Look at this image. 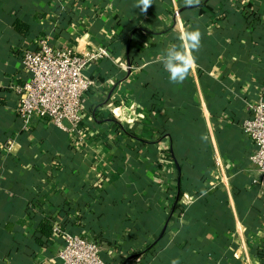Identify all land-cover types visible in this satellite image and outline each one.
Instances as JSON below:
<instances>
[{
    "label": "crops",
    "instance_id": "crops-1",
    "mask_svg": "<svg viewBox=\"0 0 264 264\" xmlns=\"http://www.w3.org/2000/svg\"><path fill=\"white\" fill-rule=\"evenodd\" d=\"M0 0V264H62L54 227L106 264H264V192L243 130L264 102V0ZM191 24L196 63L169 82L163 50ZM17 27V28H16ZM105 47L85 76L82 121L24 128L23 55ZM12 141L9 149L8 142ZM47 221L49 238L37 230Z\"/></svg>",
    "mask_w": 264,
    "mask_h": 264
},
{
    "label": "built area",
    "instance_id": "built-area-1",
    "mask_svg": "<svg viewBox=\"0 0 264 264\" xmlns=\"http://www.w3.org/2000/svg\"><path fill=\"white\" fill-rule=\"evenodd\" d=\"M109 56V50L100 47L88 54H78L70 48L56 49L48 37L38 42L34 51L23 55V65L31 77L22 84H14L19 97L17 114L27 129L33 118L52 121L66 129V124L77 128L82 121L84 95L93 86L85 70L96 61ZM252 114L243 123V130L256 146L250 161L257 167L258 177L253 184L264 192V102L251 106ZM12 141L8 142L9 149ZM55 234L63 239L59 252L62 264H106L101 247L84 234H75L54 227Z\"/></svg>",
    "mask_w": 264,
    "mask_h": 264
},
{
    "label": "clouds",
    "instance_id": "clouds-1",
    "mask_svg": "<svg viewBox=\"0 0 264 264\" xmlns=\"http://www.w3.org/2000/svg\"><path fill=\"white\" fill-rule=\"evenodd\" d=\"M199 3L200 0H184L188 7H196ZM152 5L153 0H135L133 7L146 14ZM177 40L179 43H172L163 50L160 62L168 73L169 82L178 85L187 79L195 66L196 57L193 53L201 47L202 34L198 28L188 24L179 31ZM171 264L180 262L174 258Z\"/></svg>",
    "mask_w": 264,
    "mask_h": 264
},
{
    "label": "trees",
    "instance_id": "trees-1",
    "mask_svg": "<svg viewBox=\"0 0 264 264\" xmlns=\"http://www.w3.org/2000/svg\"><path fill=\"white\" fill-rule=\"evenodd\" d=\"M52 233H53L52 225L47 221L42 222L37 230V241L40 243L41 242L39 238L40 236L49 238Z\"/></svg>",
    "mask_w": 264,
    "mask_h": 264
}]
</instances>
